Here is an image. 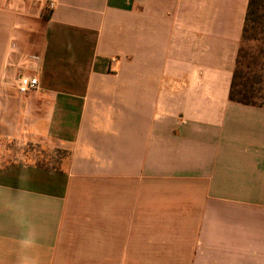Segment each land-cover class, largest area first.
I'll return each instance as SVG.
<instances>
[{"label": "crops", "instance_id": "0c3cea01", "mask_svg": "<svg viewBox=\"0 0 264 264\" xmlns=\"http://www.w3.org/2000/svg\"><path fill=\"white\" fill-rule=\"evenodd\" d=\"M249 0H0V264H264V109L228 94ZM37 90L20 94L16 79Z\"/></svg>", "mask_w": 264, "mask_h": 264}, {"label": "trees", "instance_id": "16d2710c", "mask_svg": "<svg viewBox=\"0 0 264 264\" xmlns=\"http://www.w3.org/2000/svg\"><path fill=\"white\" fill-rule=\"evenodd\" d=\"M228 99L237 104L264 109V0L248 1ZM12 142L18 143L17 141ZM23 146L19 149L26 151V149L36 147L39 153L45 152V149L38 145L28 143ZM19 149L2 165L14 162L26 163L16 156L18 151L20 153ZM55 152L60 155L59 157L50 155L55 165L42 163V161L31 163L46 169L59 168L68 154L60 149H56Z\"/></svg>", "mask_w": 264, "mask_h": 264}, {"label": "rangeland", "instance_id": "374dc122", "mask_svg": "<svg viewBox=\"0 0 264 264\" xmlns=\"http://www.w3.org/2000/svg\"><path fill=\"white\" fill-rule=\"evenodd\" d=\"M20 146L23 145H19L18 143L12 142L11 140H0V165L10 159L13 153L19 149ZM22 148H24V146ZM55 151L56 150L50 152L49 150H45L44 153H39L38 148L33 147L31 149H26V151L20 150V153L18 151L16 156L25 162L42 161V163H50L55 165L50 156L56 155L55 157H59V153L56 154Z\"/></svg>", "mask_w": 264, "mask_h": 264}, {"label": "built area", "instance_id": "2783aa9c", "mask_svg": "<svg viewBox=\"0 0 264 264\" xmlns=\"http://www.w3.org/2000/svg\"><path fill=\"white\" fill-rule=\"evenodd\" d=\"M46 6L49 10H53L57 5V0H45ZM38 79L33 75H20L16 79V89L20 94H28L37 90Z\"/></svg>", "mask_w": 264, "mask_h": 264}, {"label": "clouds", "instance_id": "9594fccd", "mask_svg": "<svg viewBox=\"0 0 264 264\" xmlns=\"http://www.w3.org/2000/svg\"><path fill=\"white\" fill-rule=\"evenodd\" d=\"M21 246V264H38L36 259L30 255V250L35 246L34 235L30 232L23 240L20 241Z\"/></svg>", "mask_w": 264, "mask_h": 264}]
</instances>
